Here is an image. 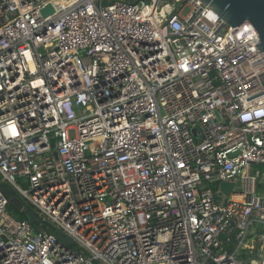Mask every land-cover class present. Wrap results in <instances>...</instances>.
<instances>
[{
  "label": "built area",
  "instance_id": "1",
  "mask_svg": "<svg viewBox=\"0 0 264 264\" xmlns=\"http://www.w3.org/2000/svg\"><path fill=\"white\" fill-rule=\"evenodd\" d=\"M218 18L0 0V264H264V57Z\"/></svg>",
  "mask_w": 264,
  "mask_h": 264
},
{
  "label": "water",
  "instance_id": "2",
  "mask_svg": "<svg viewBox=\"0 0 264 264\" xmlns=\"http://www.w3.org/2000/svg\"><path fill=\"white\" fill-rule=\"evenodd\" d=\"M201 1L206 4L220 19H222L231 27L239 26L245 22L251 23L257 31L259 37V41L254 47L255 49H261L259 54L261 58L264 57V0ZM52 12L53 9L50 4L46 5L41 10V14L44 17H46L48 14H51ZM232 186V182H222L220 183L219 188L225 195H228L231 191ZM23 212L26 214L28 221L30 223H34L36 219L34 212L28 209H25ZM58 236L66 240L68 243L73 242L72 239L65 237L62 233H58ZM253 252H255V249L253 250Z\"/></svg>",
  "mask_w": 264,
  "mask_h": 264
},
{
  "label": "rangeland",
  "instance_id": "3",
  "mask_svg": "<svg viewBox=\"0 0 264 264\" xmlns=\"http://www.w3.org/2000/svg\"><path fill=\"white\" fill-rule=\"evenodd\" d=\"M18 182L22 185V182L18 179ZM5 192L8 196L9 202L16 207L18 210L23 208L25 206V202L23 201L22 198L19 197V195L17 194L16 191H14L13 189H9L7 187L4 188ZM13 190V191H12ZM217 199L220 201H224L225 197L223 196H217ZM73 247H75V244L72 245ZM253 256V255H251Z\"/></svg>",
  "mask_w": 264,
  "mask_h": 264
},
{
  "label": "trees",
  "instance_id": "4",
  "mask_svg": "<svg viewBox=\"0 0 264 264\" xmlns=\"http://www.w3.org/2000/svg\"><path fill=\"white\" fill-rule=\"evenodd\" d=\"M7 208H8L9 213L14 215L15 217H17L19 219H26L27 218V216L24 212L18 211L17 208L14 207L10 202H9Z\"/></svg>",
  "mask_w": 264,
  "mask_h": 264
}]
</instances>
